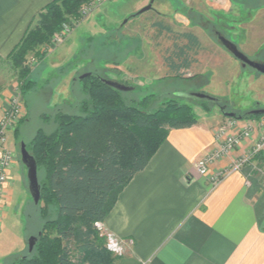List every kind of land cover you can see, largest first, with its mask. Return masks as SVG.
<instances>
[{"label": "rangeland", "instance_id": "obj_1", "mask_svg": "<svg viewBox=\"0 0 264 264\" xmlns=\"http://www.w3.org/2000/svg\"><path fill=\"white\" fill-rule=\"evenodd\" d=\"M149 3L91 0L83 5L91 4L95 9L65 36L55 35L43 61L36 63L33 54L28 56L30 79L35 84L24 96L19 70L9 60L0 61V81L16 85L8 108L15 99L19 111L17 123L8 134L16 168L12 171V201L5 211L7 215L0 218V264H14L28 254L27 240L41 227L37 207L44 204L34 205L27 168L21 160V144H30L39 129L53 132L56 114L78 113L79 103L86 99L80 79L83 74L96 72L104 79L132 86L135 89L129 96L138 101L152 96L147 106L140 107L149 112L168 100H176L192 105L198 117L203 112L222 115L221 107L204 106L184 96L189 93L219 98L226 113L241 115L264 109V75L242 67L217 35L235 43L250 60L264 64V45L257 49L264 41V6L248 14L235 5L224 7L222 2L218 5L212 0H156L151 10L131 18ZM185 9L192 11L191 16L185 15ZM75 19L64 23L62 32ZM156 23L170 27L171 32L161 30ZM191 31L199 38L200 48L192 51V65L181 70L182 78L173 77L175 73L168 68L166 58L175 44H187L178 35ZM249 37L251 46H243ZM39 178H44L43 171Z\"/></svg>", "mask_w": 264, "mask_h": 264}, {"label": "trees", "instance_id": "obj_2", "mask_svg": "<svg viewBox=\"0 0 264 264\" xmlns=\"http://www.w3.org/2000/svg\"><path fill=\"white\" fill-rule=\"evenodd\" d=\"M90 1L54 0L33 19L8 57L19 70L23 96L35 84L30 79L28 56L33 54L36 63L43 61L51 39L61 34L69 19L78 18L82 6ZM230 1L248 14L264 6L262 0ZM185 11L186 16H191V10ZM155 26L171 32L170 27L160 23ZM178 37L186 39L187 44H175L166 64L175 73L173 77L182 78L179 73L190 69L191 53L200 48V41L191 32ZM89 73L90 77L82 79L86 99L79 103L78 113L56 114L55 130L46 133L39 129L26 144L37 162L39 205L44 206L34 204L39 206L41 227L33 235L37 240L32 253L17 258L14 264H115L118 256L107 249L106 239L96 224L105 222L120 193L148 166L169 131L190 128L199 121L192 105L176 100L164 102L153 112L145 111L140 107L147 106L152 96L138 101L129 96L130 92L104 84L96 72ZM201 104L224 107L220 110L226 117L223 103ZM263 116L247 113L230 119ZM41 171L44 178L40 180Z\"/></svg>", "mask_w": 264, "mask_h": 264}, {"label": "crops", "instance_id": "obj_3", "mask_svg": "<svg viewBox=\"0 0 264 264\" xmlns=\"http://www.w3.org/2000/svg\"><path fill=\"white\" fill-rule=\"evenodd\" d=\"M53 1L0 0V61L8 60L33 19ZM212 1L222 2L224 7L233 5L230 0ZM262 10L264 18V7ZM251 43L249 37L243 46ZM262 45L264 41L257 49ZM15 86L8 80L0 81V121ZM232 122V134L253 125L251 137L215 161L207 176H201L196 163L220 149L222 142L215 130ZM263 135L264 116L233 120L207 112L193 127L171 129L103 222L105 230L127 241L125 254L118 256L115 264H264V149L217 186L209 182L210 176L226 173L235 161L249 155ZM7 147L12 149L10 143ZM15 168L16 161L0 202V218L7 215L12 201Z\"/></svg>", "mask_w": 264, "mask_h": 264}, {"label": "built area", "instance_id": "obj_4", "mask_svg": "<svg viewBox=\"0 0 264 264\" xmlns=\"http://www.w3.org/2000/svg\"><path fill=\"white\" fill-rule=\"evenodd\" d=\"M95 8L93 5L89 4L82 8L80 16L71 22V27L66 26L64 32H61L60 36H65L66 32L70 31L72 28L76 27L80 22H82ZM63 31V30H62ZM58 37V36H57ZM59 41L62 39L58 38ZM11 109H6L3 118L0 121V202L3 199L5 193V186L10 180V169L16 161L15 154L9 149L8 146V134L13 129L14 125L17 123L18 109L16 107L15 99L11 103ZM235 120V119H233ZM235 123L230 125L219 126L216 130V136L221 140V147L219 150L209 154L203 159L196 163V169L201 176H207L209 173L210 166L218 159L230 155L237 147L241 145L243 140L251 137L253 131V125H245L238 133H229V127H233ZM264 149V135L255 143L252 151L249 155H246L233 164L232 168L224 174L212 175L209 177V182L215 187L217 186L225 177L230 175L235 171H240L246 165H249L253 159ZM97 229L100 231L101 235L106 239V247L114 255L123 256L126 252L125 245L127 241L117 238L113 233L105 230L103 223L96 224Z\"/></svg>", "mask_w": 264, "mask_h": 264}, {"label": "water", "instance_id": "obj_5", "mask_svg": "<svg viewBox=\"0 0 264 264\" xmlns=\"http://www.w3.org/2000/svg\"><path fill=\"white\" fill-rule=\"evenodd\" d=\"M153 3L154 1H150V3L142 8L137 15H141L143 13L148 12L153 8ZM127 23V20H125L124 24ZM218 39L222 46L224 47L225 50H227L234 58L240 61L242 64V67H250L256 72L264 75V64L262 63H257L252 60H250L242 51L239 50L238 46L233 43L232 41L226 39L223 37L220 33L217 34ZM91 73H86L80 76V79H84L87 77H90ZM101 81L122 92H132L135 88L132 86H127L125 84L119 83L117 81L113 80H108L101 78ZM185 97L195 100V101H200V102H208L211 104H216V105H221L222 101L219 98L207 95L205 93H189L184 95ZM224 107H221L223 109ZM252 115H264V109H258V110H253L250 112ZM226 117L228 118H235L237 116L236 113H225ZM21 160L24 166L27 168V174H28V181H29V191L31 193L32 199L34 201L35 205H39L41 201V186L39 184L38 180V166L35 158L29 153L27 150L26 144L22 143L21 144ZM41 235V233H39ZM37 238L35 236L29 237L27 240V246H28V253H32L35 242Z\"/></svg>", "mask_w": 264, "mask_h": 264}]
</instances>
